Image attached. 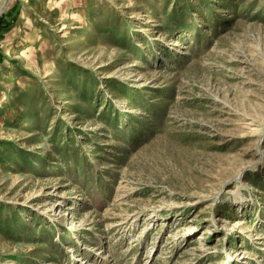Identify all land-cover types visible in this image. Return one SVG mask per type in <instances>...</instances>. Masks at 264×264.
<instances>
[{"label": "rangeland", "instance_id": "obj_1", "mask_svg": "<svg viewBox=\"0 0 264 264\" xmlns=\"http://www.w3.org/2000/svg\"><path fill=\"white\" fill-rule=\"evenodd\" d=\"M0 264H264V0H0Z\"/></svg>", "mask_w": 264, "mask_h": 264}]
</instances>
